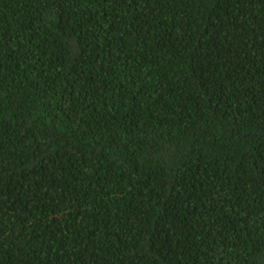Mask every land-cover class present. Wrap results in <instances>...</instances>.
I'll list each match as a JSON object with an SVG mask.
<instances>
[{
    "label": "trees",
    "instance_id": "16d2710c",
    "mask_svg": "<svg viewBox=\"0 0 264 264\" xmlns=\"http://www.w3.org/2000/svg\"><path fill=\"white\" fill-rule=\"evenodd\" d=\"M0 264H264V0H0Z\"/></svg>",
    "mask_w": 264,
    "mask_h": 264
}]
</instances>
